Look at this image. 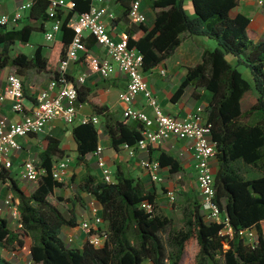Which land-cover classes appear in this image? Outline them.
Masks as SVG:
<instances>
[{"label":"trees","instance_id":"1","mask_svg":"<svg viewBox=\"0 0 264 264\" xmlns=\"http://www.w3.org/2000/svg\"><path fill=\"white\" fill-rule=\"evenodd\" d=\"M134 1L115 0L121 12L119 20L127 24V47L142 56V73L164 64L181 44L182 34L216 43V48L203 52L198 64L187 68L171 100L179 99L188 88L211 94L203 114L216 148L214 203L224 213L230 233H222L224 225L206 221L196 199L188 200L182 209V228L171 230V219L157 212L155 193L145 191L139 181L118 167L112 184L96 181L88 173L82 179L79 190L100 205L102 225L86 234L80 249L67 247L61 230L75 227L74 217L70 212V219H66L50 200L55 189L64 187L51 173L54 158H63L64 152L56 139L48 138L36 163L44 174L31 194L20 190L9 171L0 168V184L8 183L18 200L21 224L11 229L0 217V248L8 255L26 256L33 264H264V34L256 39L250 20L232 13L239 0H139L153 12L151 26L128 24ZM187 2L192 17L187 15ZM72 3V9L57 16L60 38L48 55L43 46H37L30 58L12 50L17 43L27 44L33 32L43 31V24L50 21L46 13L49 0L31 1L26 21L35 22L36 27L0 26V70L12 68L19 77L33 70L58 79V63L65 59L73 38L67 24L74 16L88 12L91 4L89 0ZM85 42L95 43L91 36ZM252 92L257 96H250ZM89 93L78 87L77 105L89 103L95 115L103 118V134L110 148L117 151L122 145L134 146L142 137L141 124L114 119L105 106L88 100ZM193 97L198 96L193 93ZM71 134L76 161L84 164L85 157L98 146L97 130L91 123L77 124ZM157 161L170 175L182 172L179 161L165 151L159 152ZM253 173L258 176H248ZM142 202L151 204L153 211L142 209ZM245 230L256 232L253 244L240 237ZM161 234L166 235L165 241ZM101 237H105L102 247L89 243ZM192 244L193 257L184 259ZM0 264L16 263L0 252Z\"/></svg>","mask_w":264,"mask_h":264},{"label":"built area","instance_id":"2","mask_svg":"<svg viewBox=\"0 0 264 264\" xmlns=\"http://www.w3.org/2000/svg\"><path fill=\"white\" fill-rule=\"evenodd\" d=\"M73 0H49L46 10L50 18V28L44 31V39L48 42L54 40V36L60 30L58 14L72 9ZM88 12L74 16L67 24L73 31V38L66 50L65 59L57 66L58 79H50L44 89H40L35 95V106L26 110L23 82L15 73H9L0 90V103L9 101L11 111L20 115L17 121H11L0 115V168L6 170L12 167V154L21 150L18 138L38 135L44 132L46 126L54 120H61L66 125L91 123L102 135L103 129L96 115L77 118V88L85 81L86 73H82L75 80H66L67 69L71 63L82 60L87 73L98 74L102 79H108L117 68L127 77V86L118 95L119 101L125 106L123 117L127 121L138 122L142 126V137L137 143L128 147H122L133 156L136 151L146 152L149 149H157L170 139L189 141V149L192 152L194 180L198 190L201 213L208 222L224 225L223 234L230 233L224 213L214 203V166L216 148L210 138V125L204 119V107L198 106L185 117L179 118L164 114L149 84L142 73V56L135 50L127 47V36L125 33L114 40L107 30L106 20L112 22L115 17L105 0H89ZM262 0L258 4L261 6ZM31 3L19 6L12 16L0 15V26H15L22 18L21 13L30 8ZM128 22L130 25L146 23V16L140 10V1H134L131 5ZM93 37L95 45L104 51V57L89 51L85 40ZM141 95L146 106L152 109V116L146 112L133 107L137 96ZM103 148L97 146L93 155L96 158V166L100 171L101 181L106 184L114 182V172L107 166ZM70 160L68 157L57 161L52 166V177L61 182L67 171ZM142 169L149 174L152 183L161 184L164 178L160 175L161 168L157 159L145 160L140 163ZM44 174V170L36 166L34 160H25L19 171V178L28 183H37ZM166 198L174 202L176 190L174 187L165 189ZM141 208L147 213L153 211V206L148 202H142ZM9 217V224L15 228L21 227L18 200L8 193L2 202L0 214ZM102 225V220L97 209H90L89 221H82L80 230L85 235L90 231H96ZM240 237L246 244H253L256 239L254 230H245ZM105 237L94 238L89 243L95 247H102ZM64 244L67 247L73 245V238L68 237ZM14 256V255H12ZM32 263L31 261L29 264Z\"/></svg>","mask_w":264,"mask_h":264},{"label":"crops","instance_id":"3","mask_svg":"<svg viewBox=\"0 0 264 264\" xmlns=\"http://www.w3.org/2000/svg\"><path fill=\"white\" fill-rule=\"evenodd\" d=\"M31 1L32 0H0V15L3 14L10 17L16 11H18L20 5L31 3ZM262 1L263 3L260 6L258 4L259 0H239L238 6L232 11V13L234 14L239 13L243 16H246L250 20L249 28L256 39L261 38L264 34V0ZM108 2L109 1L105 0L106 5L114 14L115 19L112 22L106 20L107 30L109 31V34L114 40H118L119 36L125 33V28L127 24L119 20V15L117 14V5L113 4L111 6ZM185 9L188 15L192 17L193 11L189 2L185 4ZM140 10L146 16L145 24L151 26L154 15L153 12L148 8L145 1L140 2ZM28 12L29 9L21 13L22 18L15 25L17 28H20L27 24L32 25L34 27L37 26V24L33 21H26V18L28 17ZM128 24L130 25L129 22ZM50 25L51 21L45 22L42 27L43 31L32 33V35L34 33L39 34L38 39L35 42H30L32 37L31 35L27 44L17 43L15 46H18L21 53L29 58L32 57V54L37 46L45 47L46 55H48L50 47L53 45L54 42L58 41L60 38V34L58 32L55 34L54 40L52 42H48L44 39V31L48 30L50 28ZM181 37L182 42L174 51L172 56L164 64L144 74L161 111L164 114L179 118L185 117L188 113H190L193 109L198 106H203L205 108V106L210 101L211 94L201 89L194 91L193 89L188 88L184 91L183 95L175 101H172L171 97L178 89L180 83L183 81L187 68L198 64L201 61V56L204 51L213 50L214 48H216V43L205 37H190L187 34H182ZM47 43L50 44L48 45ZM26 47H28V49L30 50L28 54L24 51V48ZM87 47L89 48V51L91 53L96 55L98 54L100 57H104L103 49L95 45V43H87ZM9 70L10 68H4L0 70V90L3 86L6 75L9 74ZM84 72L87 75L84 83L82 84V87L90 91L88 95V100L93 101L101 106H105L108 109V113L114 119L119 121L124 120L123 110L125 106L122 102L119 101L118 95L127 86L126 75L120 72L117 68H115L114 72L110 75L108 79H102L98 74L87 73L86 67L82 63V60H78L74 63H71L67 69V75L69 78H71L72 81ZM20 78L23 82L26 110L28 111L35 106L36 92L40 89H44L47 86L48 82L50 81V76L46 74L36 73L34 71L29 78L26 75ZM31 78H33V80L31 81L32 84L26 86L27 81ZM246 78H248L247 73ZM25 81L26 85L24 84ZM37 85L39 87H37ZM193 93H195L198 97L194 98ZM133 107L146 112L149 116H152L153 114L152 109L146 106L143 102L141 95L136 97L133 103ZM0 115L7 117L11 121H17L20 119V115H17L11 111V103L9 101H4L3 103H0ZM92 115H95V113L89 103L78 105L77 118L89 117ZM98 118L100 121V125L103 129V118ZM127 122L129 123L131 121ZM75 125H77V122L74 125H66L61 120H54L46 126L43 133L17 139L18 143L21 145V150L12 154V167L8 171L13 181L16 183L20 190L24 191L25 186L27 184L26 182L21 181L19 178V171L21 165L25 160L28 159L34 160L36 163H38L39 155L44 152L47 147L48 138L56 139L59 142L58 147L64 152L63 158H54L53 165L57 161L65 159L66 157H68L70 160L67 171L65 172L63 178L71 176L70 179L72 181H75L77 178V182L80 185L82 179L88 173L89 175L95 177L96 181H101L100 171L96 166V158L93 153L85 157L84 164H78L76 161V146L71 134V128ZM189 144V141H179L175 139H170L168 141L163 142L157 149H149L146 152L136 151L133 156H130L128 154V151L125 150L122 146H120L117 151L110 148L109 142L107 138L104 137L103 133L102 135H99L98 141V145L103 148L102 153L107 166L114 173L116 168L119 167L124 174L139 181L144 187L145 191L155 193L156 200L158 188H162V190L165 192L166 188L171 187L167 186V184L173 186V183L170 180L173 175H170L167 169H161L160 175L164 178L163 183H152L148 172L142 169L140 163L145 160L157 159L160 151L167 152L179 161L182 167V172L175 175L180 176V174H185L186 172L187 174L189 173L191 175L195 190L197 194H199L194 180L193 159L192 152L189 149ZM66 150H69V155L65 152ZM62 183L64 184L63 188H69L68 181H63ZM0 185L4 186L6 189L5 191L3 187H0L1 209L3 199L8 193H10V190L9 188L7 189L8 183ZM60 189H55L53 195H56V190ZM75 197L76 200H80L79 198L81 197V199L86 202V204L84 205L86 210H82L84 214L80 213V216L83 217L85 214H89L88 217H90L91 207L97 209L98 213L100 214L101 207L96 202L93 196L80 191L79 195L73 194V198ZM76 200L71 201V203L77 208L79 207V205L77 202L78 200ZM70 212L74 217L76 226L63 227L60 236L61 239L62 235L64 236V239H62V241L64 242V240H66L72 234L74 236L73 244L76 245L75 248L80 249L86 239V235L84 233L79 232L78 230L79 222L77 212L76 214L74 211ZM0 217L5 218L8 222L10 220L9 217H6L2 213L0 214ZM2 255L4 256L3 253Z\"/></svg>","mask_w":264,"mask_h":264},{"label":"rangeland","instance_id":"4","mask_svg":"<svg viewBox=\"0 0 264 264\" xmlns=\"http://www.w3.org/2000/svg\"><path fill=\"white\" fill-rule=\"evenodd\" d=\"M107 1H109L108 3L111 6L113 4L114 5L116 4L115 0H107ZM117 9H118V13L117 14L120 17L121 12H120L118 6H117ZM115 10H116V8H115ZM187 15H188V13H187ZM38 35L39 34L34 33L32 35V37H31L30 42H35L38 39ZM47 44L49 45L50 43H47ZM24 51L27 54L30 52V50L28 49V47L24 48ZM12 53L13 54L14 53H21V51L18 48V46H14L13 47V50H12ZM239 69L245 74V71L242 68L239 67ZM33 72H34L33 70L27 71L26 72V76L29 78L30 75ZM9 73H15V71L10 68ZM32 80H33V78H31V79H29L27 81V85H26V81L24 82V84L26 86H28L29 84H32V82H31ZM37 87H39V86L37 85ZM35 89H37V88H35ZM250 96H257V94L255 92H252L250 94ZM65 152L68 155L70 153L69 150H66ZM248 176L249 177H255V176H258V174L253 173V174L248 175ZM70 178H71V176L70 177L68 176L67 178H63L62 181H61V182L68 181V183H69L68 184V187L69 188L68 189L63 188V189H60V190H56V192H55L56 195H53V197H51L50 200L53 203L56 204L58 210L61 212V214L66 219H70V215H69V212L70 211H74L75 214L77 212V214H78V216H77L78 217V222H79V225H80L82 221H89V217H88L89 214L88 215L85 214L83 217L80 216V213L81 214H84V212L82 210H86V208L84 206L86 204V202L83 201L81 199V197L79 198L80 200L77 199L78 201L76 200V197L73 198V194L79 195L80 194V190H79V184L77 182V178H76L75 181H72ZM170 180L172 181L173 186L172 185H168V184H167V186H171V187H174L175 188V190H176V198H175V201L174 202H170L166 198V196H165L164 191L162 190V188L161 189L158 188V194H157V200H156V207H157V212L158 213H160L161 215L166 216L167 218L171 219V221H172L171 230L178 231L183 226V217H182V209H183V207L185 206V204L187 203L188 200L196 199V200L199 201L200 198H199V195L197 194V192L195 190L193 181L191 179V175L189 173L187 174V172H186L185 174H180V176L179 175H173ZM21 181L26 182L25 180H21ZM26 183L27 184L25 186L24 191H26L25 193L27 195H29L34 190L36 184L35 183H28V182H26ZM0 187H3L4 190L6 191V189H5L4 186L0 185ZM8 188H9V186L7 185V189ZM9 190H10V193L14 196V194L11 191L10 188H9ZM58 198L62 199L63 201L62 202H59L57 200ZM74 200H76L78 202L79 207L76 208L71 203V201H74ZM9 227L11 229H16L15 226L12 225V224H10ZM78 230H79V232L82 233V231L80 230V228H78ZM71 237L74 240V236L72 234H71ZM161 238H162L163 241H165L166 240V235L165 234H161ZM62 239H64V236L63 235H62ZM64 242H65V240H64ZM75 247H76L75 244H73V245L70 246V248H75ZM0 252H2L4 254V256H6V258H8V260H11V261H13L16 264H29V262H30V259L27 258L26 256L23 257L21 255H16V256L8 255L7 253H4L1 248H0ZM188 253H190L191 256ZM194 253H195L194 245L193 244L192 245H189V247L187 248V255L184 256V259L187 258L188 256H189V258H192L193 255H194ZM30 264H33V263H30Z\"/></svg>","mask_w":264,"mask_h":264}]
</instances>
